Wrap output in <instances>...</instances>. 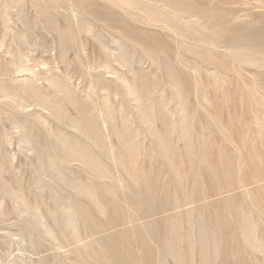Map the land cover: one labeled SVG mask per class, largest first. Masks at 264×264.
Here are the masks:
<instances>
[{
  "label": "rangeland",
  "instance_id": "obj_1",
  "mask_svg": "<svg viewBox=\"0 0 264 264\" xmlns=\"http://www.w3.org/2000/svg\"><path fill=\"white\" fill-rule=\"evenodd\" d=\"M263 59L264 0H0V264H264Z\"/></svg>",
  "mask_w": 264,
  "mask_h": 264
},
{
  "label": "bare ground",
  "instance_id": "obj_2",
  "mask_svg": "<svg viewBox=\"0 0 264 264\" xmlns=\"http://www.w3.org/2000/svg\"><path fill=\"white\" fill-rule=\"evenodd\" d=\"M205 1V0H204ZM184 5V4H183ZM142 7V6H141ZM179 7V6H178ZM194 9V7H193ZM188 10V9H187ZM182 12V11H180ZM198 12V11H197ZM175 13V12H174ZM203 15V14H202ZM232 17V16H231ZM193 20V19H192ZM195 20V19H194ZM199 20V19H198ZM170 21V20H169ZM172 22V21H171ZM186 24V23H185ZM182 29V28H181ZM192 30V29H191ZM258 30H255L254 28L252 29V32L250 34H246V33H242V32H236L235 33V44H240V42L242 43L243 40H248V41H252V42H255L257 40V38L259 36H261L260 34H257ZM228 33V32H227ZM229 34V33H228ZM214 35V34H213ZM211 37V36H210ZM220 37L222 38H219L217 40H221V39H224V43H228L231 38H226L227 36H223L221 35ZM216 40V36H215V39L214 41ZM247 42V41H246ZM258 45V44H257ZM220 46V45H219ZM235 50V49H233ZM236 52V51H235ZM253 53V52H252ZM258 53V52H257ZM237 54V53H236ZM264 60V59H263ZM225 66V65H224ZM226 69V68H225ZM227 70V69H226ZM144 111V110H143ZM147 111V110H146ZM148 117V116H147ZM189 146V145H188ZM113 255L115 256V253H113ZM117 258H119V256H117ZM131 259V258H130ZM120 262V261H119Z\"/></svg>",
  "mask_w": 264,
  "mask_h": 264
}]
</instances>
